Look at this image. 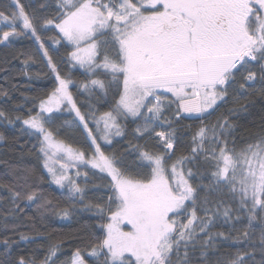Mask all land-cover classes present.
<instances>
[{
    "label": "snow or ice",
    "instance_id": "snow-or-ice-1",
    "mask_svg": "<svg viewBox=\"0 0 264 264\" xmlns=\"http://www.w3.org/2000/svg\"><path fill=\"white\" fill-rule=\"evenodd\" d=\"M0 25V51L29 42L0 60V124L37 161H3L0 264H264V124L237 137L264 0H4ZM51 216L87 217V243L17 251Z\"/></svg>",
    "mask_w": 264,
    "mask_h": 264
},
{
    "label": "trees",
    "instance_id": "trees-1",
    "mask_svg": "<svg viewBox=\"0 0 264 264\" xmlns=\"http://www.w3.org/2000/svg\"><path fill=\"white\" fill-rule=\"evenodd\" d=\"M4 0H0V3H3ZM39 0H24V3H31L32 8H35L38 4ZM2 26V25H1ZM29 42L26 40H21L16 42V47L13 49L0 51V60L3 59L5 55L11 56L14 52H17L20 48L26 46ZM19 66L18 61H14ZM35 70V69H34ZM74 79L79 80L80 77L74 76ZM15 83H18L20 87V91L24 92L26 95L30 97L43 95L44 92L50 87L47 79L33 80L31 88L23 87L25 83L24 78L21 76H17ZM0 83H3L0 81ZM13 96L17 100H22L20 92L13 93ZM250 101L252 103L249 105V112L242 115V117L238 121L237 128V137L238 139L243 137L245 140H251L255 134L260 130L261 125L264 124V100H262L259 96L253 95L250 97ZM11 107V104L8 105ZM219 113H217L218 115ZM215 119V117H213ZM188 123L187 121L185 122ZM134 127V126H133ZM0 134H3L5 139L0 141V183H7L11 177L5 175L6 166L3 161H8L13 164L17 162H23L29 166L37 163L36 154L34 152H29L27 150L19 151L17 144V130L15 127L0 124ZM131 138V128L129 129V137ZM22 142V141H21ZM122 144H127L126 139H121V144H117L116 148H120ZM30 147V145L28 146ZM52 194L57 199L59 197V191L55 189V186H52ZM0 195H7L2 189H0ZM61 203L63 201L61 200ZM3 204L0 203V211H3ZM32 214L31 212L29 213ZM87 217H73L71 220H61L55 216H51L46 219L42 224H39L38 227L41 229L39 234L32 230L29 234L32 236H36L37 239L29 244L21 243L19 249L23 250L25 254L30 253L35 250L41 255L43 254L45 248L50 242H64V250L61 258L70 255L71 251L74 250L75 247L81 246L83 247L84 243H87V240H81V237L85 236V233L91 232V227L85 224ZM25 223L31 224L30 220H26ZM219 230V229H218ZM227 232V227L223 229ZM27 231V230H26ZM236 235V233H233ZM258 239V233L255 234ZM39 245H44V248L38 247ZM222 251H234V246L230 245H222Z\"/></svg>",
    "mask_w": 264,
    "mask_h": 264
},
{
    "label": "rangeland",
    "instance_id": "rangeland-1",
    "mask_svg": "<svg viewBox=\"0 0 264 264\" xmlns=\"http://www.w3.org/2000/svg\"><path fill=\"white\" fill-rule=\"evenodd\" d=\"M1 26V25H0Z\"/></svg>",
    "mask_w": 264,
    "mask_h": 264
}]
</instances>
